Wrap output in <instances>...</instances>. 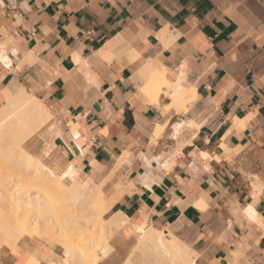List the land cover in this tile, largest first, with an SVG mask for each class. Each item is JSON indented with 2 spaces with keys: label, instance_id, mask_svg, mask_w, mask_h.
I'll list each match as a JSON object with an SVG mask.
<instances>
[{
  "label": "crops",
  "instance_id": "1",
  "mask_svg": "<svg viewBox=\"0 0 264 264\" xmlns=\"http://www.w3.org/2000/svg\"><path fill=\"white\" fill-rule=\"evenodd\" d=\"M23 89L48 119L21 150L122 221L97 264H137L142 225L195 264H264V0H0V108ZM37 239L0 264L59 258Z\"/></svg>",
  "mask_w": 264,
  "mask_h": 264
},
{
  "label": "bare ground",
  "instance_id": "2",
  "mask_svg": "<svg viewBox=\"0 0 264 264\" xmlns=\"http://www.w3.org/2000/svg\"><path fill=\"white\" fill-rule=\"evenodd\" d=\"M143 78L146 80L143 91L150 96L167 85L163 75L152 69H147ZM168 87L172 90L174 105L182 106L188 101L186 89L170 84ZM47 119L43 105L24 89L0 108V123L11 122L12 139L9 140L16 149V152L10 151L11 147L4 141L6 135L0 133L4 139L3 142L0 139L3 143L0 144V256L4 251H13L24 237L47 238L61 250L59 258L47 264H97L108 253L107 239L122 221L103 219L113 202L111 199L108 202L100 189L86 187L74 179L67 185L63 175L57 177L44 171L30 154L21 150L20 145ZM134 230L138 235L136 254H150L156 264H195L192 251L171 233L156 231L150 225L134 226ZM161 258L167 262L162 263ZM125 261L124 264H133ZM25 264L42 263L29 259Z\"/></svg>",
  "mask_w": 264,
  "mask_h": 264
},
{
  "label": "rangeland",
  "instance_id": "3",
  "mask_svg": "<svg viewBox=\"0 0 264 264\" xmlns=\"http://www.w3.org/2000/svg\"><path fill=\"white\" fill-rule=\"evenodd\" d=\"M9 122V121H8ZM6 120L3 122V123H0L1 124V126L4 128V129H2V127H0V133H1V135L2 136H5L6 135V140H4L5 141V144H8V146H10L11 148H10V151H15L16 152V149L14 148V146H13V142L12 141H10L9 139H12L11 138V129H12V126H11V122L10 123H8ZM9 125V126H8ZM8 126V127H7ZM7 128V129H6ZM11 128V129H10ZM5 130V131H4ZM2 131V132H1ZM0 135V139L2 140V136ZM0 140V141H1ZM3 140H2V142H3ZM8 140V141H7ZM0 144H3V143H0ZM44 171H46L44 168H42ZM46 172H48V171H46ZM49 173V172H48ZM56 176V175H55ZM58 177V176H57ZM1 179V178H0ZM1 181H3V179L1 180ZM70 181H71V179L70 178H66V180L64 181V183L65 184H67V185H69L70 184ZM27 183H32L31 181H27ZM106 214V213H105ZM104 214V215H105ZM103 215V216H104ZM111 237V236H110ZM107 238H108V236H107ZM45 239H47V238H45ZM109 239L110 238H108L107 240L109 241ZM47 240H49V239H47ZM106 240V241H107ZM50 242H52L51 240H49ZM105 241V242H106ZM108 241H107V245H108ZM53 243V242H52ZM55 244V243H54ZM108 248H109V246H108ZM60 250V249H59ZM61 251V250H60ZM109 252V251H108ZM162 259V263H166L167 262V260H164V258H161ZM60 260V259H59ZM143 260L145 261V263H143ZM154 260H156L154 257H151V255L149 254V255H146V254H138L137 255V264H156V261H154ZM75 263H78V260H75Z\"/></svg>",
  "mask_w": 264,
  "mask_h": 264
}]
</instances>
